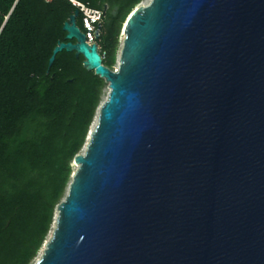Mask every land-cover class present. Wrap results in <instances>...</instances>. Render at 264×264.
I'll return each instance as SVG.
<instances>
[{"label": "water", "instance_id": "water-1", "mask_svg": "<svg viewBox=\"0 0 264 264\" xmlns=\"http://www.w3.org/2000/svg\"><path fill=\"white\" fill-rule=\"evenodd\" d=\"M78 14L49 66L108 93L34 264H264V0H149L112 69Z\"/></svg>", "mask_w": 264, "mask_h": 264}, {"label": "trees", "instance_id": "trees-1", "mask_svg": "<svg viewBox=\"0 0 264 264\" xmlns=\"http://www.w3.org/2000/svg\"><path fill=\"white\" fill-rule=\"evenodd\" d=\"M104 15L94 41L116 63L123 24L142 0H73ZM77 7L70 0H0V264H30L64 199L105 81L54 48ZM76 25L82 33L83 15ZM74 42V41H72Z\"/></svg>", "mask_w": 264, "mask_h": 264}, {"label": "built area", "instance_id": "built-area-1", "mask_svg": "<svg viewBox=\"0 0 264 264\" xmlns=\"http://www.w3.org/2000/svg\"><path fill=\"white\" fill-rule=\"evenodd\" d=\"M70 1L77 7L78 12L83 15V26L86 29L85 35L88 43L90 45L95 43L94 34L97 31L96 25L100 26L101 19L104 15L103 11L90 9L82 3L73 0Z\"/></svg>", "mask_w": 264, "mask_h": 264}, {"label": "rangeland", "instance_id": "rangeland-1", "mask_svg": "<svg viewBox=\"0 0 264 264\" xmlns=\"http://www.w3.org/2000/svg\"><path fill=\"white\" fill-rule=\"evenodd\" d=\"M145 4V5H147L148 3H149V0H142V2L139 4V5H142V4ZM138 5V6H139ZM137 6V7H138ZM136 7V8H137ZM135 8V9H136ZM127 20V19H126ZM124 25V24H123ZM122 28H123V26H122ZM121 40H122V29H121V32H120V36H119V39H118V51H117V53H116V61H117V59H118V54H119V49H120V46H121ZM117 67V63H115V65L113 66V68H116ZM105 87H104V89L102 90V94H101V98H100V104L103 102V101H105V99H106V96H107V93H108V86H107V83L105 82ZM100 106V105H99ZM99 108V107H98ZM98 108H97V110L95 111V115H94V117H93V121H92V123H91V125H90V129H92V126H93V123H94V121H95V118H96V114H97V111H98ZM87 139V138H86ZM86 142V141H85ZM85 146V145H84ZM84 146H83V148H84ZM83 148H82V150L80 151V153L83 151ZM75 169H76V166L73 164V163H71V170H72V173H71V176H70V180H71V177H72V174H73V172L75 171ZM65 194H66V192H65ZM65 194H64V196H65ZM63 200V199H62ZM55 213H56V209H55V211H54V215H53V221H52V225H51V228H50V231H49V233H48V235H47V237H46V239H45V241L49 238V236H50V234H51V231H52V229H53V222H54V217H55ZM44 241V242H45ZM44 244V243H43ZM42 247H43V245H42ZM42 247H41V249L38 251V253H37V255H36V257L31 261V263L30 264H34L35 263V261L38 259V257L41 255V253H42Z\"/></svg>", "mask_w": 264, "mask_h": 264}, {"label": "bare ground", "instance_id": "bare-ground-1", "mask_svg": "<svg viewBox=\"0 0 264 264\" xmlns=\"http://www.w3.org/2000/svg\"><path fill=\"white\" fill-rule=\"evenodd\" d=\"M142 5H145V4L143 3ZM122 39H123V35H122ZM121 42H122V40H121ZM96 121H97V116H96L95 121H94V123H93L92 129L95 127V125H96ZM92 129H91V130H92ZM76 168H77V167H76ZM75 170H76V169H75Z\"/></svg>", "mask_w": 264, "mask_h": 264}]
</instances>
